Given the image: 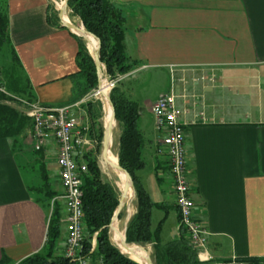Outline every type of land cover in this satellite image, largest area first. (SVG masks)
Segmentation results:
<instances>
[{"label": "crops", "instance_id": "crops-1", "mask_svg": "<svg viewBox=\"0 0 264 264\" xmlns=\"http://www.w3.org/2000/svg\"><path fill=\"white\" fill-rule=\"evenodd\" d=\"M4 1L11 43L30 79L35 103L53 109L74 107L88 124V103H73L78 96L72 78L78 72L77 35L63 26L54 1ZM110 1L127 20L124 50L137 63L125 76L159 71L171 78L169 90L152 102L124 92L140 111L147 164L138 176L156 204L153 230L162 223L164 244L180 237L170 163L158 154L161 133L156 122L148 126L143 121L147 115L155 120L154 104L174 93L177 106L187 112L183 122L190 196L195 218L208 232L206 256L264 264V0ZM52 5L58 26L49 21ZM68 19L84 27L70 9ZM26 141L15 145L0 140V262L10 264L22 263L46 243L52 209L39 202L36 190L42 183L36 174L41 163L56 185L57 197L64 194L57 143L48 141L41 162L33 149V131ZM92 141V147L78 148L77 161L84 162V155L96 150ZM58 202L64 214L65 203ZM136 212L137 207L133 216ZM66 236L65 228L60 255Z\"/></svg>", "mask_w": 264, "mask_h": 264}, {"label": "trees", "instance_id": "trees-1", "mask_svg": "<svg viewBox=\"0 0 264 264\" xmlns=\"http://www.w3.org/2000/svg\"><path fill=\"white\" fill-rule=\"evenodd\" d=\"M68 7L72 15L82 21L86 31L100 40V61L112 79L118 75L125 76L137 67V63L131 61L124 50L123 40L127 20L117 6L110 0H69ZM49 13V21L57 22L55 25L58 26V12L53 5L50 6ZM75 38L78 42V72L72 78L76 80L78 96L73 103L81 101L98 89L97 70L87 43L81 37L75 36ZM7 51L11 53L12 63L7 67H0V140H10L13 144L19 145L28 140L33 131V122L27 117L19 100L36 102V96L11 43L7 5L4 0H0V59H4ZM110 98L120 129L117 153L119 165L131 176L136 192L137 212L127 226V243L140 247L152 245L153 264H203L198 258L199 251L189 242L184 229H180L178 239L166 244L160 240L162 223L157 230H153L152 218L156 204L138 176L147 164L144 159L145 139L139 128V107L122 92L119 86L111 91ZM94 104L88 103L93 122L89 136L95 143L97 142V146L96 150L86 153L83 157L88 168L83 185V215L86 229L84 256L88 257L92 264H96L99 260L103 264H139L138 262L145 264L143 259L135 255L130 257L138 262L123 254L110 239L109 227L119 205L120 196L117 189L105 180L100 168L98 154L104 131L95 112V107L98 105ZM28 132L30 134H27ZM36 154L42 162L44 159L42 151ZM38 168L42 178V183L36 188L41 194L39 202L48 210L52 209V214L43 249L20 264H76L58 254L63 232L61 222L63 211L57 201L58 193L50 181L45 165L41 163ZM95 234H97L96 250L91 252ZM250 263L259 264L260 261L251 259ZM0 264L10 263L3 260Z\"/></svg>", "mask_w": 264, "mask_h": 264}, {"label": "built area", "instance_id": "built-area-1", "mask_svg": "<svg viewBox=\"0 0 264 264\" xmlns=\"http://www.w3.org/2000/svg\"><path fill=\"white\" fill-rule=\"evenodd\" d=\"M52 1L57 11L61 12L64 0ZM102 74L110 93L125 77L118 75L112 79L107 74L105 66L102 67ZM99 93V89L94 90L82 103L99 99ZM21 103L27 117L33 122L34 151H42L51 139L58 145L57 165L64 194L57 197V201L62 200L65 203V213L61 222L67 232L63 256L76 264H92L91 260L84 256L86 229L83 215V185L88 168L85 162L76 159L78 148L92 147L93 141L89 137L90 126L84 124L82 118L72 111L74 107L53 109L35 102ZM152 114L161 133L158 154L167 156L170 163L179 212V227L187 232L189 242L199 251V260L205 264H252L237 257L226 261H214L206 256L204 249L208 242V232L196 220V204L190 196L185 147L186 124L183 122L187 112L177 106L176 95L168 93L157 100L152 108ZM96 237L97 234L93 237L91 252L96 250ZM96 264L103 263L99 260Z\"/></svg>", "mask_w": 264, "mask_h": 264}, {"label": "rangeland", "instance_id": "rangeland-1", "mask_svg": "<svg viewBox=\"0 0 264 264\" xmlns=\"http://www.w3.org/2000/svg\"><path fill=\"white\" fill-rule=\"evenodd\" d=\"M11 63H12L11 62V53H10V51H7L4 59H2V58L0 59V67L1 68L4 66L7 67ZM165 74L166 73H162L159 71H145V72H142V73L134 75V76L128 75V76H125L121 80V82L118 86L122 90V92L129 94L132 99H141V100L150 99L152 102L159 97V94L161 92H166L169 90L167 83H168V85H169V83H171V78L167 79ZM108 94H110L109 89H108ZM19 101L20 102H23V101L29 102L28 100H25V99H20ZM91 102L95 103L94 105H98L97 107H95V112H97V115L99 118L98 121L101 124L104 133H105L106 126H108L111 123H113V125H116L114 132H113L112 151L117 156L118 147H119V136H120V129H119L118 123L115 124V122H113L112 120H110V121L106 120L103 100L95 99V100H92ZM30 103H33V102H30ZM88 103H90V102H88ZM143 121L148 126L152 125L153 122H155V120L149 115H147L145 117V119H143ZM88 124L91 127L93 122L91 120H89ZM27 134H30V133L28 132ZM103 141H104V135H103L102 143H101V145H99L100 151L98 154V158H99L100 168L102 170V174H103V177L105 178V180L110 182L117 189L119 196L121 197L122 191L120 189V184H119V181H121V177H119L117 175L114 168L110 169L108 166L103 165ZM23 144H24V142H23ZM26 144H27V141H26ZM95 146H97V142H96ZM25 170L27 172L28 169L25 168ZM36 170H37L36 171L37 177H39V174H40L39 168ZM147 172H148V170H147ZM53 187L54 188L56 187L55 183H53ZM130 205H131L132 210H133V213L131 216H133L134 212L136 211V199L135 198L131 201ZM129 207L130 206L128 205L127 207L124 208V210L122 211L121 218L119 219V227H120L121 231H124L126 221H127V219H129V213H128ZM154 222L155 223L158 222L157 216H154ZM64 233H65V227H63V232H62L63 235L60 239L59 247H60V245L64 239ZM110 239H111L112 244L115 247H117L116 244L112 240V235H110ZM122 241H123V239H122ZM143 248L146 249V251L148 252V254L151 257V255L153 253V247H150L148 245V246H145Z\"/></svg>", "mask_w": 264, "mask_h": 264}, {"label": "water", "instance_id": "water-1", "mask_svg": "<svg viewBox=\"0 0 264 264\" xmlns=\"http://www.w3.org/2000/svg\"><path fill=\"white\" fill-rule=\"evenodd\" d=\"M68 2H69V0H64L63 9L60 12V20H61L63 26L66 29L72 31L77 36L83 38L86 41L88 48H89V46H88L89 41H88V39L86 37L87 35L92 36L97 41V43H98L97 49L95 51H90V54H91V56L94 59L96 70H97L98 89L101 90L102 89V84L104 82L103 74H102V67L104 65L100 61L101 42H100V40L97 37H95L94 35L88 33L84 27H77V26H75L74 24H72L69 21V19H68V10H69ZM65 18H67L68 21H66ZM79 32H82V33L79 34ZM108 98H109L110 105L112 106V109H113L112 120L116 124L117 123L116 115H115V110H114V107H113V104H112V101H111V98H110V94H109ZM115 127H116V125H113V123H111L108 126H106V128H105L104 141H103V157L106 158V160H108V155H109V153L111 151V145H112V142H113V132H114ZM110 166L112 167V169L114 168V165L110 164ZM115 169L117 171H119V172H123V173L126 174L128 183H127V185L125 186L124 190L121 193L119 205L117 207V210H116V212L114 214V217L112 219L111 225L109 227V234L110 235H112L113 230H114L113 226H114V224L116 222L119 221L120 215L122 214V211L124 210L125 207L128 206V202L130 200L129 199V191H130V189L133 190L134 198L136 199L135 186H134V183H133V180H132L131 176L119 165V161H118V165L115 166ZM132 217L133 216L129 215V219H127V222L125 224V229L123 231L124 232L123 247H124L126 252H124L121 247H119L117 245L116 246L118 247V249L121 250V252L123 254L127 255L128 257H130V255H139V254H141L142 256L145 257V259L147 261V264H153L152 258L150 257V255L148 254V252L146 251L145 248L140 247V246H136V245H130V244L127 243L126 231H127L128 223L130 222ZM132 260H134V259H132ZM134 261H136V260H134ZM136 262H138V261H136ZM138 263L142 264L140 262H138Z\"/></svg>", "mask_w": 264, "mask_h": 264}, {"label": "bare ground", "instance_id": "bare-ground-1", "mask_svg": "<svg viewBox=\"0 0 264 264\" xmlns=\"http://www.w3.org/2000/svg\"><path fill=\"white\" fill-rule=\"evenodd\" d=\"M65 20L68 21L67 18H65ZM81 33L82 32H79V34H81ZM86 37H87V39L89 41L88 46H89L90 50L91 51H95L97 49V47H98L97 41L92 36L87 35ZM108 96H109V94H108V86L106 85V82L104 81L103 84H102V89L100 90V93H99L98 97H99L100 100H103L106 120L110 121V120H112L113 109H112V106L110 105ZM112 147H113V142H112V145H111V151H110V153L108 155V160H106V158L103 157V165L108 166L110 169H112L110 164L114 165L115 172L117 173V175L119 177H121V181H119V184H120L121 191H123L125 186L127 185L128 181H127V177H126L125 173L119 172V171H117L115 169V166L118 165V157L116 156V154L113 153ZM133 197H134V192H133L132 189H130V191H129V199L130 200L128 202V205L130 206L128 208L129 215H132V213H133L132 207L130 205L131 201L134 199ZM113 228H114L113 233H112L113 242L117 246L121 247L124 252H126L124 247H123V243L124 242L121 240V232L122 231L120 230V227H119V221L114 224ZM135 256L139 257L140 259H143L145 261V264H147V261H146L144 256H142L141 254L135 255Z\"/></svg>", "mask_w": 264, "mask_h": 264}]
</instances>
